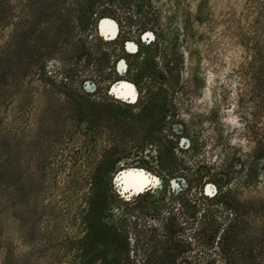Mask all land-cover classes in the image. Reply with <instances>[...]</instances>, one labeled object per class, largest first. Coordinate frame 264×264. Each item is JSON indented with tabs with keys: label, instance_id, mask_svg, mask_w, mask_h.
Listing matches in <instances>:
<instances>
[{
	"label": "rangeland",
	"instance_id": "obj_1",
	"mask_svg": "<svg viewBox=\"0 0 264 264\" xmlns=\"http://www.w3.org/2000/svg\"><path fill=\"white\" fill-rule=\"evenodd\" d=\"M34 1L0 0V264H116L117 237L89 215L98 200L94 167L106 143L101 134L86 135L87 124L79 122L61 85L68 84L62 75L73 70L69 87L77 97L86 92L127 100L124 88L112 91L125 81V70L119 67L120 80L110 79L111 85L109 79L99 81L94 67L84 60L62 61L51 43L46 74L25 67L19 41L8 50L12 32L28 22L40 28L55 16L52 0L41 12ZM151 5L158 34L184 60L174 127L184 162L169 177L133 166L117 173L112 184L121 205L107 222L134 240L148 222L158 223V214H179L184 200L198 201L202 188L209 198L216 186H229L247 208L246 254L263 256L258 240L264 238V97L254 77L264 55V0H152ZM111 26L105 33L96 26L93 42L115 39L119 30L112 38ZM133 169L148 176L141 191L125 189L120 181ZM208 198L199 203L206 205ZM189 221H195L187 230L190 237L204 221L213 222L201 216ZM199 237L195 251L209 252L208 240Z\"/></svg>",
	"mask_w": 264,
	"mask_h": 264
},
{
	"label": "trees",
	"instance_id": "obj_2",
	"mask_svg": "<svg viewBox=\"0 0 264 264\" xmlns=\"http://www.w3.org/2000/svg\"><path fill=\"white\" fill-rule=\"evenodd\" d=\"M151 1L52 0L54 21H42L37 29L30 22L20 30L15 29L8 50L13 47V41H19L25 67L33 66L38 74H46L47 47L51 43V52L63 55L62 61L84 60L87 67H94L99 81L109 79L110 85L120 80L117 71L123 66L124 80L135 87L138 97L134 102L106 94L96 97L86 92L79 98L76 90L69 87L70 78L76 76L73 70L62 75L68 84L62 82L61 86L80 116L79 122L87 124L86 135L101 134L106 143L94 167L98 200L89 209V215L99 221L101 230L117 237L116 264H264V255L246 254L247 208L229 186H216L209 198L202 188L200 198H208L206 205L199 203L200 198L184 200L179 214L173 210L165 216L158 214V223L148 222L146 232L135 235L134 240L129 239L126 231L107 222L121 205L112 184L117 173L133 166L156 176L169 177L184 162L181 155L184 151L179 148L180 138L174 129L179 116L177 96L183 92L184 60L177 47L166 44L158 34ZM48 2L35 0L32 4L41 12ZM63 17L65 21L61 20ZM105 18L116 23L118 36L105 42L99 38L95 43L90 32L96 31L99 21ZM146 33L152 37L143 38ZM127 41L132 42L133 51L126 48ZM260 56L262 63L255 72L254 84L263 93L259 96L264 97V55ZM113 73L117 76L115 80ZM147 195L148 192L137 197ZM198 216L211 218L213 222L204 221L190 237L187 230L195 221L189 220ZM201 234L208 240L205 244L209 252L194 249L198 247L196 240H202ZM258 242L263 249L264 238Z\"/></svg>",
	"mask_w": 264,
	"mask_h": 264
},
{
	"label": "water",
	"instance_id": "obj_3",
	"mask_svg": "<svg viewBox=\"0 0 264 264\" xmlns=\"http://www.w3.org/2000/svg\"><path fill=\"white\" fill-rule=\"evenodd\" d=\"M105 21L112 22L113 26H111V25L105 26L104 25V28H103V23H105ZM107 26H111L113 28V34L114 35L112 36V38L116 37L117 31H118L116 23L111 19H101L99 22L98 28L100 29V31L102 33L106 32ZM128 46L131 47L133 45L129 44ZM120 86L121 87H114L112 89V91L117 94V92L119 91L120 88H124L130 94V97H131V98H125V99H127L128 101H131V102L136 100V96H137L136 89L131 83H129L127 81H122V82H120ZM125 97H127V96H125ZM131 177H135V179H136L133 182V185L131 184L132 183L131 181L134 178H131ZM120 178H121L120 181L122 182V184H124L125 189H132L134 191H141L145 187L146 183L148 182V176L143 170L133 169V170L124 171Z\"/></svg>",
	"mask_w": 264,
	"mask_h": 264
},
{
	"label": "flooded vegetation",
	"instance_id": "obj_4",
	"mask_svg": "<svg viewBox=\"0 0 264 264\" xmlns=\"http://www.w3.org/2000/svg\"><path fill=\"white\" fill-rule=\"evenodd\" d=\"M99 22H100V21H99ZM98 25H99V23H98ZM126 45H127V44H126ZM128 45H129V44H128ZM128 45H127V47H126L127 49L129 48ZM131 47H133V46H131ZM128 50H129V49H128ZM119 67H123V66L120 65ZM123 68H124V67H123ZM136 93H137V91H136ZM137 97H138V93H137V96H136V100H137ZM136 100H135V101H136Z\"/></svg>",
	"mask_w": 264,
	"mask_h": 264
},
{
	"label": "bare ground",
	"instance_id": "obj_5",
	"mask_svg": "<svg viewBox=\"0 0 264 264\" xmlns=\"http://www.w3.org/2000/svg\"><path fill=\"white\" fill-rule=\"evenodd\" d=\"M106 24H112V22L110 21H105V23H103V28H104V25L106 26ZM104 35V34H103ZM114 35V34H113Z\"/></svg>",
	"mask_w": 264,
	"mask_h": 264
}]
</instances>
